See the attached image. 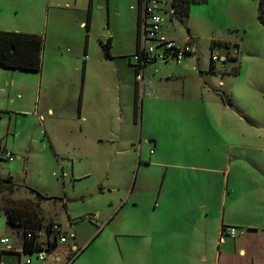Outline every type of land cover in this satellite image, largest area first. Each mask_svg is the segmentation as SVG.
I'll list each match as a JSON object with an SVG mask.
<instances>
[{"label": "rangeland", "instance_id": "obj_1", "mask_svg": "<svg viewBox=\"0 0 264 264\" xmlns=\"http://www.w3.org/2000/svg\"><path fill=\"white\" fill-rule=\"evenodd\" d=\"M138 1L92 0L90 4V0H42L34 18L41 21L35 34L44 40L42 71L0 69L3 84L14 85L11 96L9 90L0 92V105L13 95L24 97L18 106L23 114L0 112V180L11 178L19 186L11 199L19 204H27L28 199L36 201L28 188L54 197L41 205L46 223L58 221L64 231L72 230L71 225L87 238L80 241L81 249L104 244L102 248L116 256L133 252L136 216L158 203L159 190L164 186V171L152 165L153 143L147 141L152 133L161 135L153 126L158 116L155 113L150 119L139 94L136 99L137 76L130 64L138 45ZM165 1V36L179 44L190 37L194 44L191 56L179 64L171 60L164 65L175 73L172 83L181 87L184 80L179 77L185 76L188 90L199 94L206 88L215 103L225 94L226 105L216 112L218 122L230 130L202 132L205 136L199 147L183 141L179 148L185 149L187 156L195 153L201 166L210 168L218 162L214 156L231 152L229 159L237 164L241 177L239 186L245 188L249 173H264V149H257L264 147V23L260 0H209L192 7L183 23L171 18L174 0ZM90 8L87 31L81 23H87ZM109 38L112 58L106 57L101 45ZM215 41L220 44L213 47ZM213 56L219 59L211 71ZM160 62L149 66L152 72L147 70L146 79L159 74ZM15 76L21 77L20 82ZM84 95V109L81 103L80 110ZM6 152L13 154V161ZM215 176L210 172L201 176L197 171L195 175L182 172L173 176L172 186L185 189L187 195L179 201H193L198 196L189 193L197 187L208 201L214 190L218 202ZM3 198L0 196V209ZM7 223L0 210V239L6 237L8 247L20 249L22 237ZM1 254L0 245V258ZM2 257L6 264L17 259L7 253ZM33 258L37 262L36 254Z\"/></svg>", "mask_w": 264, "mask_h": 264}, {"label": "crops", "instance_id": "obj_2", "mask_svg": "<svg viewBox=\"0 0 264 264\" xmlns=\"http://www.w3.org/2000/svg\"><path fill=\"white\" fill-rule=\"evenodd\" d=\"M41 5L42 0H0V31L38 33L40 17V22L34 18ZM139 16L141 20L143 15L138 12ZM81 26L85 28L86 22L83 21ZM221 59L227 61L224 57ZM87 60L86 56L83 63L85 68ZM168 63L160 62L159 74L154 79L145 78L146 82L150 80L147 89L154 95L148 100L140 98L143 111L146 110L148 116H152L150 119L155 118V113L158 116L155 123L153 120V126L160 129L161 135L152 133L147 141L153 143L151 152L155 156L152 165L164 171V186L159 190L158 203L146 207L136 216L133 252L129 251L126 255L121 252L120 256H116L104 250V244H98L92 250H88L90 245L81 249L80 241L87 238L78 235L70 225L76 233V239L59 245L45 262L38 264H264V173H249L246 177L248 186L242 188L239 186L241 177L237 164L229 159L231 152L214 156L218 162L210 168L201 166L195 153L191 152L187 156L185 149L179 148L183 141L199 147L204 134L202 132L226 133L230 130L218 122L216 112L219 106L226 105L225 94L221 95L217 105L206 88L199 94L188 90L185 76L179 77L184 80L181 87L175 86L172 83L175 73L170 67L164 66ZM150 65L143 69L144 77L147 70L152 72ZM15 77L20 82L21 77ZM136 86L138 92V83L135 81ZM13 89V83L6 85L0 79V92L9 90L11 96ZM23 100V95H13L9 102L0 105V112L23 114L25 111L18 108ZM84 102L85 95L80 101V110L81 103L84 109ZM158 123L159 126H156ZM225 136L231 140L228 134ZM261 140L264 146V136ZM139 162L141 165L142 161ZM187 171L194 175L197 171L200 176L205 175V172L216 174L213 180H218V202H215L214 190L212 201H208L197 187L189 193L198 196L193 201H179L187 194L184 188L172 186L175 180L173 176ZM125 205L120 206L119 210ZM228 227L239 229L240 235L237 238L223 235V230ZM13 249L19 251L17 247ZM9 255L16 256L15 262L19 260L16 254Z\"/></svg>", "mask_w": 264, "mask_h": 264}, {"label": "trees", "instance_id": "obj_3", "mask_svg": "<svg viewBox=\"0 0 264 264\" xmlns=\"http://www.w3.org/2000/svg\"><path fill=\"white\" fill-rule=\"evenodd\" d=\"M91 2L92 0H90V4ZM140 2L141 0L138 1V4H140ZM208 2L209 0H174L172 3L173 13L171 15V18H174L183 23V21L190 16L192 7L197 5H204ZM90 12L91 8L85 27L87 31H89L90 29ZM259 12L260 17L264 23V0H260ZM139 41L140 16L138 17L137 53L139 51ZM213 43V47L216 44H220L217 41ZM101 45L106 53V57L112 58V39L109 38L106 42H101ZM43 48L44 40L41 35L0 31V69L21 70L28 73H40L43 67ZM191 55L192 54H187L186 57ZM131 58L132 56L130 57V64L135 68L136 76H138L139 67L131 62ZM214 68V60L212 58L210 70L213 71ZM136 99L138 100L137 86ZM137 114L138 113L136 107L135 120H137ZM18 188L19 186L14 183L11 178L0 180V196L4 197L1 202L2 205L0 210L4 212V215L8 222L7 225L13 230H16L17 233L22 237L23 252L28 255H35L42 249L41 244L39 243V239H37L38 232H41L42 230L49 232L53 224V221L46 223V218L44 217V214L42 212L41 205L44 200H51L54 197L44 196L41 191L39 192L35 189L28 188L30 193L36 195V201L28 199L26 200L27 204H19V202L11 199V196L15 194V191H17ZM60 200L62 201L63 199ZM87 219L91 220V218ZM29 234H33V237L29 238ZM57 248V236H55L54 241L49 242L48 252L52 253ZM7 254H16L20 257V254L16 252Z\"/></svg>", "mask_w": 264, "mask_h": 264}, {"label": "built area", "instance_id": "obj_4", "mask_svg": "<svg viewBox=\"0 0 264 264\" xmlns=\"http://www.w3.org/2000/svg\"><path fill=\"white\" fill-rule=\"evenodd\" d=\"M167 5L168 3L165 0H141L137 6L139 14H142L143 17L141 16L140 20L139 51L132 56L131 62L139 67L137 83L140 98L152 97L154 95L153 92L146 90L151 82L150 80L148 82L145 80L143 75V69L145 67L157 61L170 62L171 60H175L179 64L187 54H193L194 52L193 40L190 37L184 44H179L164 35L163 24L165 19L163 14H165ZM135 9L132 7V10ZM218 59L217 56H213L214 61ZM6 155L8 160H14L12 153L6 152ZM222 234L231 238H237L240 235V231L237 228L228 227L223 230ZM37 235V239H39V243L43 249L36 253L37 262L34 260L33 255L25 254L22 248L19 251H15L12 247H8L10 242L5 237L0 239L2 253L0 264H6L3 262L2 255L12 252L20 254L19 260L14 264H38V262H45L48 256L53 253L48 252V246L49 242L54 241L55 236H57L58 246L76 239V233L73 230L64 231L58 221L53 222L49 232L42 230ZM28 237H33V234H29ZM22 254L25 255L24 259Z\"/></svg>", "mask_w": 264, "mask_h": 264}]
</instances>
